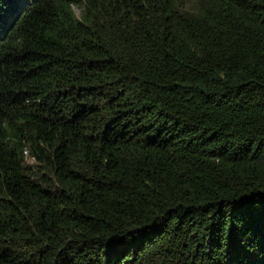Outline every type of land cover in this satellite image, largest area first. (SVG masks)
<instances>
[{"label": "trees", "instance_id": "1", "mask_svg": "<svg viewBox=\"0 0 264 264\" xmlns=\"http://www.w3.org/2000/svg\"><path fill=\"white\" fill-rule=\"evenodd\" d=\"M0 264H264V0H0Z\"/></svg>", "mask_w": 264, "mask_h": 264}, {"label": "rangeland", "instance_id": "2", "mask_svg": "<svg viewBox=\"0 0 264 264\" xmlns=\"http://www.w3.org/2000/svg\"><path fill=\"white\" fill-rule=\"evenodd\" d=\"M75 12H76L77 16H80V10L78 8L75 9ZM26 163H27L28 166H33L34 168H36V171H38V172H42L43 171L41 168H39L36 165L37 163L31 158H28L26 160Z\"/></svg>", "mask_w": 264, "mask_h": 264}]
</instances>
